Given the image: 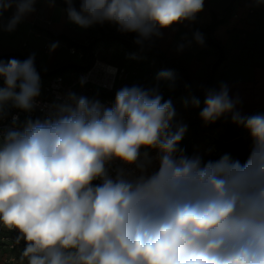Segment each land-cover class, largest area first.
I'll return each instance as SVG.
<instances>
[{"label": "clouds", "instance_id": "1", "mask_svg": "<svg viewBox=\"0 0 264 264\" xmlns=\"http://www.w3.org/2000/svg\"><path fill=\"white\" fill-rule=\"evenodd\" d=\"M64 2L79 27L108 23L136 33L141 46L162 29L195 21L204 6L79 0L77 9L75 0ZM36 3L0 0V21L15 9L0 30L14 31ZM194 39L204 43L199 32ZM0 79V121L9 102L32 112L40 95L35 54L0 59ZM155 79L150 88H120L110 107L69 92L44 118L19 124L13 116L0 128V229L16 233L14 245L24 243L6 264H264V114L242 115L239 97L223 83L207 90L200 119L209 124L230 115L249 134V155L244 163L229 154L188 155L180 147L187 126L173 125L176 110L160 92V81L175 87V74L161 71ZM183 104L200 107L195 97ZM113 160L136 172L113 174Z\"/></svg>", "mask_w": 264, "mask_h": 264}, {"label": "crops", "instance_id": "2", "mask_svg": "<svg viewBox=\"0 0 264 264\" xmlns=\"http://www.w3.org/2000/svg\"><path fill=\"white\" fill-rule=\"evenodd\" d=\"M231 2L232 0H204L203 10L198 13L200 24L206 26L212 21L213 11L223 15L230 6L232 9L231 16L213 33V36L225 46L226 59L221 64L213 84L207 90L218 91L223 83L227 85L230 97H239L240 103L237 105V110L242 115L264 114V3L257 4L256 0H235L233 4ZM36 4L41 6L44 2L37 1ZM53 10L54 14L58 9ZM14 11L13 8L6 12L14 13ZM35 14V11L28 14L17 26L24 30L30 20L34 19ZM49 20L53 22L51 18ZM1 22L7 24L8 20ZM104 25L108 29L116 30V27L111 24ZM197 32L194 30L193 21H184L168 29H162L160 37H153L143 46L155 49L167 59L174 60L185 67L193 86L198 90V88H206L217 52L208 45L205 33L199 32L203 36L204 43L202 45L197 43L194 39V34ZM9 36V32L0 30V40ZM45 41L46 38L42 40L43 44ZM181 45L182 50H180ZM178 82L179 79L176 77L175 86ZM161 83V91L171 92L174 89H170L167 82ZM186 97L185 99H190ZM183 98L184 96H181L172 103L175 110L182 111L179 104ZM204 100L205 95L203 100L199 99L200 109L204 107ZM227 117L232 123L230 115ZM233 125L250 149L251 140L248 132L242 127ZM0 248L1 256L4 252H7L5 255L8 256V252L11 251L6 244L0 245ZM19 249L13 250L15 255L11 254L12 256L9 257L17 256ZM5 261L8 262V259ZM0 264L4 262L1 261Z\"/></svg>", "mask_w": 264, "mask_h": 264}, {"label": "trees", "instance_id": "3", "mask_svg": "<svg viewBox=\"0 0 264 264\" xmlns=\"http://www.w3.org/2000/svg\"><path fill=\"white\" fill-rule=\"evenodd\" d=\"M52 1H54L58 6L64 8L66 12L67 5L64 2V0H52ZM234 2L235 0H232L231 4H233ZM75 7L79 9V0H75ZM231 13H232L231 6L225 11L223 15H220L219 13L213 11L212 21L206 26H202L200 24L198 14L196 16L195 21H193L194 30L205 33L207 35L208 45L212 46L217 52V58L214 64L212 65L211 73H210V76L208 78V82L205 88L206 90L208 89L210 85L213 84L216 78V74L219 71L221 64L226 59V48L219 40H217L213 36V33L218 26H220L221 24L227 21V19L231 16ZM88 30L91 32L97 33L99 36L98 38H93L92 40L88 41L86 44L75 40L74 38L68 36L67 34L62 33L56 36L59 39L63 40L68 45V47L75 46L83 50L84 52H86L89 57V60L87 61L86 64L80 65L76 63H64V64H60L56 66L55 68L49 71L42 70L35 65V68L39 76L50 77V76L57 75V74L66 75L67 73L79 74L89 69L92 66V64L95 62V60L99 59L94 53V49H96V47L102 44L106 48H111L112 46L119 44L124 47L126 56L138 57V56L143 55L149 58L150 64L154 63L156 60L157 64L159 65L160 72L161 71H171L179 79L178 84L174 87V89L171 92L161 91L162 89L160 87V92L163 96L164 101L171 100V102L173 103L176 99L183 96V94H190L197 99L203 100V95L198 94V90L195 89V87L193 86L188 70L182 65H180L179 63H177L176 61L167 59L163 54L155 51V49H151V48L136 44L134 42L137 38L136 33H127L126 34L127 36L123 37V36H120L119 34H116L115 30L106 28L104 24L103 25H99V24L92 25L88 27ZM10 58H16L21 61L26 59L24 58V56H22L18 52H8V53L0 55V59H10ZM112 64L117 65L119 67H126L129 70L133 68H139V67L130 65L126 60V57L123 58L121 54H117L115 56L114 60L112 61ZM139 69H140V75L138 76V78H140V83L138 84V86H141V82L143 78L147 74H149V77L152 74L149 73L148 70L142 69L141 67ZM149 77L146 80L147 84H149V81H148ZM116 92L117 91L108 92V93L96 92L95 96L96 97H109L115 100ZM196 116H197L196 120L192 121L191 123L199 122L198 115L196 114ZM207 126L214 128V129L221 127L228 134L227 139L221 138L220 152L217 156L211 158L212 160L219 159V157L224 154H229L232 159L239 160L241 163H244L247 160L250 149L247 146L244 139L240 136L235 126L232 123H230V120L228 117H221L215 123L208 124ZM184 143H186V141H184ZM185 145L186 144H184V146Z\"/></svg>", "mask_w": 264, "mask_h": 264}, {"label": "rangeland", "instance_id": "4", "mask_svg": "<svg viewBox=\"0 0 264 264\" xmlns=\"http://www.w3.org/2000/svg\"><path fill=\"white\" fill-rule=\"evenodd\" d=\"M38 2L43 1L44 4L41 6L36 4L34 19H31L26 28L21 29L20 27H16V29L12 32H9L10 36L0 40V54H4L7 52H18L24 58H28L29 55L35 54V65L45 71H49L56 66L64 63H76L80 65H84L89 60L87 53L85 52V57L83 59H79L77 56L71 55L68 50V45L61 39H59V34H67L68 36L74 38L75 40L87 43L93 38H98V34L91 32L88 28H81L75 23L71 22L66 15L64 8L58 6L52 0H37ZM53 9H58L53 14ZM51 18L53 22L51 25L47 24V21ZM116 34L120 36L126 37V34H122L115 30ZM46 37H49L51 40V46L49 50L44 48V44L42 40ZM24 41H27V45H24ZM94 53L99 58L100 61L104 63L112 64L115 56L117 54H121L123 58L126 57L127 62L135 67H141L142 69H146L151 73L149 77V84L147 88L153 87L157 84L156 76L160 72L159 65L155 60L154 63L150 64L149 58L143 55L138 57L126 56L125 49L122 45L116 44L111 48H106L102 44H100L96 49H94ZM67 73L66 75H69ZM162 81L159 82L161 87ZM140 83V78L137 76L130 77L126 80L118 81L116 85V91L122 87L128 86L131 87L133 85H138ZM206 89L198 88V94L205 95ZM184 98L180 101V108L185 112H195L198 115L197 123H191L187 126L186 133L189 134V138L193 141H198L200 134L205 130H213L217 132V135L222 139H227L228 134L224 131L223 128H211L208 127V124H205L199 117V112L202 110L200 108L192 107L189 104L188 107H184L183 101L186 98H193L190 94H183ZM211 124V123H209ZM185 133V134H186ZM13 233L8 232L7 230L0 229V245L3 246L5 242L2 241L3 237L12 236ZM5 247V246H4ZM3 247V248H4ZM19 250H22L21 248ZM13 250L8 252V256H3L0 253V262H4L6 264V259H9V256L15 255L13 254ZM12 254V255H11ZM18 256V255H17ZM4 259V260H3Z\"/></svg>", "mask_w": 264, "mask_h": 264}, {"label": "built area", "instance_id": "5", "mask_svg": "<svg viewBox=\"0 0 264 264\" xmlns=\"http://www.w3.org/2000/svg\"><path fill=\"white\" fill-rule=\"evenodd\" d=\"M13 13L5 12L2 18V21L9 20L12 17ZM1 22V21H0ZM51 21L48 20L47 24L51 25ZM24 45H27V42H24ZM51 46V40L49 37H46V41L44 43V48L49 50ZM68 50L71 55L77 56L79 59H83L85 57V52L75 46L68 47ZM5 62L9 59H2ZM109 67H112L115 71H111ZM140 69L133 68L128 69L126 67H119L114 64L104 63L99 59H96L94 64L87 70L76 74L70 73L69 75L65 74H57L50 77L40 76V95L36 97L33 101L34 109L32 112H25L23 110L12 107L11 102H9L5 106V111L7 115L0 121V128H8L12 125V117H19V124H23L26 118L29 116L33 119L40 117L44 118L47 116L52 110L53 106L58 103H62L64 98L67 96L69 92H74L77 95L86 96L89 99L99 100L104 106L110 107L114 103V100L109 97H96V92H114L116 91V85L120 80H126L133 76H139ZM149 74H147L142 82V87H147V78ZM84 79L86 82L81 84V80ZM3 85V80L0 79V87ZM16 91H19L17 88ZM197 116L193 112H185V111H176V116L173 121V125L177 123H182L186 126L189 125L192 121L196 120ZM189 134H185L183 140L180 143V147L186 150L188 155H192L196 152L200 154H205V159H211L217 156L220 152V141L221 138L217 135L216 131L213 130H205L200 134L198 141H193L189 138ZM186 141V143H184ZM184 144H186L184 146ZM211 149L210 154H206L207 150ZM152 156H155V152L150 153ZM109 168L113 174H115V170L123 169L127 173H135L136 169L134 165H125L122 164L118 160H113L109 164ZM98 183V182H97ZM12 236L3 237L2 241L8 246L10 250H16L18 248H23L24 243L21 242L19 245H14V239L16 236L15 232ZM1 253V248H0ZM11 258L8 259L10 261Z\"/></svg>", "mask_w": 264, "mask_h": 264}, {"label": "bare ground", "instance_id": "6", "mask_svg": "<svg viewBox=\"0 0 264 264\" xmlns=\"http://www.w3.org/2000/svg\"><path fill=\"white\" fill-rule=\"evenodd\" d=\"M100 63H101V61H100ZM109 69L112 70L113 68L112 67H109Z\"/></svg>", "mask_w": 264, "mask_h": 264}, {"label": "water", "instance_id": "7", "mask_svg": "<svg viewBox=\"0 0 264 264\" xmlns=\"http://www.w3.org/2000/svg\"><path fill=\"white\" fill-rule=\"evenodd\" d=\"M93 64H94V63H93ZM93 64H92V65H93Z\"/></svg>", "mask_w": 264, "mask_h": 264}]
</instances>
